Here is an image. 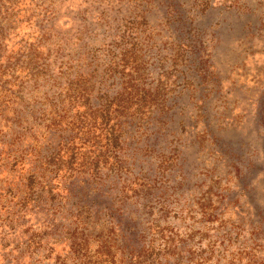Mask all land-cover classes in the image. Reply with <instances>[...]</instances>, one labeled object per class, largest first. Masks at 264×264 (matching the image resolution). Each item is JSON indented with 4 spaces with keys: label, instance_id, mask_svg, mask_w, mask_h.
<instances>
[{
    "label": "rangeland",
    "instance_id": "1",
    "mask_svg": "<svg viewBox=\"0 0 264 264\" xmlns=\"http://www.w3.org/2000/svg\"><path fill=\"white\" fill-rule=\"evenodd\" d=\"M0 264H264V0H0Z\"/></svg>",
    "mask_w": 264,
    "mask_h": 264
}]
</instances>
